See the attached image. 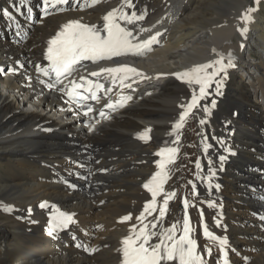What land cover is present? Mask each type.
I'll use <instances>...</instances> for the list:
<instances>
[{
  "label": "bare ground",
  "instance_id": "6f19581e",
  "mask_svg": "<svg viewBox=\"0 0 264 264\" xmlns=\"http://www.w3.org/2000/svg\"><path fill=\"white\" fill-rule=\"evenodd\" d=\"M249 1L133 0L138 14L147 10L145 19L137 21L136 42L156 32L162 35L151 51L119 57L109 66L124 64L142 74L125 81L129 86L104 92L98 102L104 108L131 97L126 106L111 109L108 117L95 112L86 119L70 106L66 95L40 83L49 80L35 66L43 68L47 40L60 25L82 18L83 23L102 26L103 16L118 8L121 0H100L84 10L71 0L51 9L45 18L38 17L39 0H0V68L5 70L0 72V205L12 206L9 212L0 207V264H119L122 239L133 225L137 231L141 227L136 217L150 199L143 184L157 170L155 153L175 139L180 105L191 100L192 88L173 74L217 59L213 49L231 52L236 66L228 70L222 96L215 95L213 85L201 100L200 105L211 108L217 99L211 114L206 115L203 107L194 109L178 134L179 142L172 145L179 153L169 166L165 192L175 191L177 196L157 230L177 221L182 227L180 198L186 194L200 248L213 247L208 264H218L220 245L202 236L197 206L204 209L211 229L227 238L224 247L230 252V264H264V15L260 12L264 1L251 14V23H239ZM27 6L35 10L33 24L28 23ZM3 9L15 20L4 16ZM14 22L22 28V38L15 36ZM140 27L151 31L139 33ZM244 27L249 31L241 35L238 29ZM242 43L254 55L242 50ZM8 66L17 69L15 79V74H6ZM159 74L163 77L157 78ZM57 88H65V83ZM24 101L36 108L20 107ZM201 119L206 123L200 124ZM148 127L152 140L140 141L139 132ZM207 144L211 148L205 152ZM226 148L236 155H229ZM220 155L228 156L222 166ZM69 160L86 166L77 167ZM209 167L216 172L214 177ZM194 184L198 196L192 194ZM158 200L157 212L144 222L158 215L163 195ZM43 201L51 206L40 207ZM52 205L71 210L77 223L49 235ZM129 214L132 219L123 221ZM245 252L252 257L248 259Z\"/></svg>",
  "mask_w": 264,
  "mask_h": 264
},
{
  "label": "snow or ice",
  "instance_id": "6c2138e0",
  "mask_svg": "<svg viewBox=\"0 0 264 264\" xmlns=\"http://www.w3.org/2000/svg\"><path fill=\"white\" fill-rule=\"evenodd\" d=\"M100 0H77L80 10L93 7L98 4ZM255 3L259 5L260 0H255ZM69 0H43V12L44 15H50V9H55L60 5H68ZM125 8L132 9L129 13L125 11ZM255 7H251L246 10L242 15V20L245 23L252 22V13L257 11ZM30 11V9H29ZM2 14L9 19L15 20L13 13L8 9H3ZM147 16V10L139 11L136 9V5L133 0H121V4L118 8H113L103 16L102 26L90 25L82 22L81 19H72L61 25L59 31L50 38L47 42V50L45 53V59L49 62L48 68H42L40 65H36V72L41 73L45 77H50L54 74V80L46 82L41 80L40 83L45 84L48 89H54L62 92L69 98L70 102H75L78 107H85L80 101H86L88 99L99 101L100 97L98 92L100 91H112L111 88L105 89L104 84L88 80L84 76L79 77V82L76 80L70 81V87L57 88V85H62V77H70L73 72L76 71V66L85 60H90L93 63L99 61H112L114 58H118L126 55H143L144 53L151 51V46L157 43V38L162 35L161 32H156L147 40H143L139 43H134L138 39V35H134L136 31L137 21H143ZM41 23L43 20L40 21ZM123 22V25L122 23ZM126 25H131L129 28ZM153 27H155L153 25ZM145 31H151V29H145L140 27L139 33ZM241 35L247 33L248 28L244 27L238 29ZM19 35V33H17ZM243 47V45H241ZM213 52L218 56L217 59L195 65L182 72L174 73L178 80L187 84L192 88L191 100L187 104H182L180 107L183 111L180 113L178 120L174 124L173 131L178 133L180 129L184 127L187 118L190 115H194L193 110L198 107H203V112L206 115L211 114V109L216 107V100L211 101V108L208 106L200 105V101L205 99L210 93L208 89L215 84V95L222 96V88L224 81L227 79L228 70L234 68V56L231 52L225 57L224 54ZM225 60L227 61L225 63ZM23 67V65H21ZM211 69V71H209ZM3 68H0V72H4ZM17 69L10 68L6 74H16ZM106 74V78H110L111 83L116 85L118 82L121 86L125 85V81L132 78L133 75H142L135 67L128 65H118L114 67H104L100 71H93L91 76H100ZM219 77V78H218ZM29 81L28 86L31 87V77L26 78ZM195 86H198V91ZM84 93H88L85 95ZM131 97H125L116 104L108 103V108L123 107ZM93 112V108L88 106L85 115ZM100 116H105L103 112ZM99 121H97L98 123ZM200 124H205L206 121L201 119ZM94 130V125L89 127V131ZM150 129H146L142 134H139L140 139L147 140ZM179 135L176 134L175 142H179ZM221 144L225 142L220 141ZM211 145H206L207 151ZM229 155H236L231 149H225ZM179 149L176 147H163L156 155L161 159L156 162L158 171H156L151 178L143 184V187L151 193V201L147 202L143 211L136 220L140 222L141 227L137 231L136 226L133 225L131 232L128 236L122 239L121 248L118 250L122 255L121 264H208L206 257H211L213 254V247L209 245L204 248H200L197 239L192 237L193 228L190 226V218L187 214L182 219L181 234L177 238V228L180 224L179 221L164 227L162 230H157L166 218L169 210V203L176 198L177 193L175 191L165 192L164 185L170 179L171 170L169 165H173L176 161ZM221 166L227 161L228 156L220 155L218 157ZM73 165L83 168L86 165L80 161H71ZM99 161H97L98 163ZM196 167L199 169L201 164L196 161ZM220 170H223L221 167ZM101 171H106L102 169ZM212 177L216 175V172L211 167L208 169ZM191 183V182H190ZM75 187V185H70ZM220 185H216V189H219ZM163 194L162 205L158 209V215L153 216L152 221L149 224L144 223L147 216H152L157 212V197ZM192 194L198 196L196 186H192ZM47 202H42L40 207H45ZM183 208L185 212L189 207V199H182ZM194 206V205H193ZM210 207L215 206L214 203H209ZM3 211L9 212L12 210L10 205H0ZM29 214L31 209L28 210ZM203 215L201 211V216ZM74 214H67L61 212L58 208L53 206L52 221L56 228H66L69 224L73 223ZM19 219V217H18ZM132 219L131 214L122 218L123 221H129ZM35 223V221H32ZM219 226V224H217ZM49 235H52L50 230ZM203 236L213 242L220 245V253L223 256V264H230L228 258V252L224 249V246L228 244L227 238H221L213 234L207 226L203 228ZM153 238H156L158 242L152 243ZM97 249H91L90 251H96Z\"/></svg>",
  "mask_w": 264,
  "mask_h": 264
},
{
  "label": "rangeland",
  "instance_id": "374dc122",
  "mask_svg": "<svg viewBox=\"0 0 264 264\" xmlns=\"http://www.w3.org/2000/svg\"><path fill=\"white\" fill-rule=\"evenodd\" d=\"M264 1V0H263ZM260 12H261V10H260ZM261 14H262V16L264 15V5L262 4V12H261ZM251 50H249L250 52H252L253 51V49L252 48H250ZM248 51V50H247ZM246 76V75H245ZM244 81L247 83V81L248 80H246V78L244 79ZM154 87H156L157 88V86L155 85ZM21 106L20 107H22V108H25V109H32L34 106L33 105H31V104H27L26 106H25V104H20ZM24 106V107H23ZM34 108H36V107H34ZM59 117L61 118L62 116H61V114L59 115ZM249 255V257L251 256L252 257V254H248Z\"/></svg>",
  "mask_w": 264,
  "mask_h": 264
}]
</instances>
